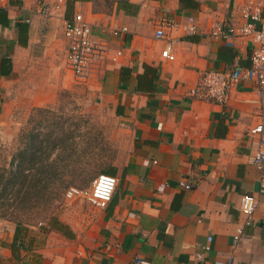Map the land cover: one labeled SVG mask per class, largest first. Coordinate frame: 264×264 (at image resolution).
<instances>
[{
    "label": "crops",
    "instance_id": "1",
    "mask_svg": "<svg viewBox=\"0 0 264 264\" xmlns=\"http://www.w3.org/2000/svg\"><path fill=\"white\" fill-rule=\"evenodd\" d=\"M48 1L59 6L49 17L39 13L41 0H7L0 7V132L17 123L18 98L12 95L36 42L52 38L48 28L58 25L66 53L63 19L81 5L92 36L123 51L117 62L108 61L91 93L121 121L129 153L119 169L105 173L118 183L106 207L94 212L90 228L78 229L62 218L74 237L55 231L42 235L33 251L23 253L24 260L137 264L134 259L139 258L148 264H215L231 250L240 197L247 193L257 197L258 205L232 264H264V189L252 160L258 136L249 132L260 108L264 111V90L259 96L255 83L240 80L224 103L189 94L200 71L249 66L255 48L250 36L237 34L228 46L212 39L210 29L216 21L240 26L242 7L252 2L263 9L264 0H193L191 6L180 0H132L140 4L135 17L92 12L89 1H76L72 8ZM162 17L174 21L172 59L161 55L164 41L154 37L153 21ZM189 17L198 29L193 34L185 32ZM121 26L129 32L114 35L112 28ZM142 74V80L152 81L140 83ZM29 98L36 105V97ZM13 231L6 233L4 243L11 242ZM206 244L208 250L203 249ZM0 253L11 257L8 247Z\"/></svg>",
    "mask_w": 264,
    "mask_h": 264
},
{
    "label": "rangeland",
    "instance_id": "2",
    "mask_svg": "<svg viewBox=\"0 0 264 264\" xmlns=\"http://www.w3.org/2000/svg\"><path fill=\"white\" fill-rule=\"evenodd\" d=\"M44 2L51 6L49 17L56 7L48 0H41L40 6ZM89 2L92 12L114 11L115 0ZM62 5L66 7V0ZM48 31L52 38L36 42L26 74L14 87L12 97L18 98L20 111L15 114L17 123L0 132V173L23 166L28 177L40 180L37 186L19 194V187L14 186L0 200V239L13 231L16 222L41 233L40 225H45L50 216L69 219L78 229H89L94 212L102 208L82 198L68 199L66 189L90 188L99 174L119 169L129 153V138L121 121L91 93L99 82L91 86L73 82L66 69L58 25ZM29 95L36 97V105H31ZM29 142L33 159L22 163L20 154L26 152ZM42 165L48 170L40 174ZM0 255V264H9Z\"/></svg>",
    "mask_w": 264,
    "mask_h": 264
},
{
    "label": "built area",
    "instance_id": "3",
    "mask_svg": "<svg viewBox=\"0 0 264 264\" xmlns=\"http://www.w3.org/2000/svg\"><path fill=\"white\" fill-rule=\"evenodd\" d=\"M7 0H0V7L5 6ZM61 5L64 0H58ZM55 10L59 8L55 5ZM51 6L45 2L40 6L39 12L48 16ZM243 22L240 26H234L224 21H216L210 29V37L214 40H222L226 45H233V37L237 34L250 36L255 43L250 56V64L245 68L232 67L229 70L205 69L199 72L197 83L189 91V94L198 99L211 100L218 103H224L228 91L240 80H248L255 83L257 94L263 95L264 90V7L248 2L241 9ZM154 37L164 41L161 55L165 58L172 59L173 39L171 30L174 27V21L167 17H162L153 21ZM185 32L193 34L197 32V25L193 17L187 19ZM127 26L112 28L114 35L128 33ZM63 37L66 41L65 61L66 69L71 73L73 82L85 85H93L99 82L108 61L117 62L123 51L121 48L112 49L102 38L92 36L91 24L84 17L82 6L75 10L70 18L63 19ZM95 85V84H94ZM249 132L258 136L256 149L253 153L252 160L257 168L261 171L260 187L264 189V111L262 107L258 113V122L250 127ZM118 180L115 176L105 173L96 176L90 188H77L70 186L65 191L68 199L82 198L89 204L97 208H105L111 200L112 194ZM164 185L159 186V190ZM186 189L190 188L189 183H184ZM258 205V199L253 194H243L239 201L240 217L237 222L231 239V250L225 260H216L215 264H232L234 259V250L241 238L245 234V228L251 224L252 216ZM211 238H208L210 242ZM0 245V251H1ZM208 244L203 246L208 250ZM137 264H148L142 259L135 258Z\"/></svg>",
    "mask_w": 264,
    "mask_h": 264
},
{
    "label": "trees",
    "instance_id": "4",
    "mask_svg": "<svg viewBox=\"0 0 264 264\" xmlns=\"http://www.w3.org/2000/svg\"><path fill=\"white\" fill-rule=\"evenodd\" d=\"M76 1H91V0H66V6L72 8L74 2ZM182 6H191L193 5V0H180ZM140 9V4L133 2L132 0H115L114 11L116 13L123 12L124 15L135 17ZM147 71V67L145 68ZM122 72L125 71L123 68ZM145 73V72H144ZM143 74L138 76V80L141 83L151 82V79L142 80ZM32 143L29 142L26 147V152L24 154H20V161L23 163L31 162L33 159L34 152L31 151ZM29 168V167H28ZM24 168L21 166L17 169H10L5 171V173H0V200L3 199L10 188L14 186H18L17 193L19 194L22 190L27 191L31 187L37 186L40 179H36L34 177H28L26 172L24 173ZM47 167L43 166L39 168L38 173L42 174L47 171ZM115 168H112L110 174H113ZM39 231L41 233L47 234L50 231H56L64 235L68 238H73L74 234L71 231L70 227L61 221L59 218L55 216H50L48 218V222L45 225H40ZM40 232H33L28 227H26L23 223L16 222L13 237L11 242L4 243V240L0 239L1 247H8L11 251V257L6 258L9 264H13L16 262H22V264H30L28 261L24 260L23 253H28L36 248L38 242L43 241V238L40 236ZM37 257L39 255L37 254ZM39 259V258H38ZM37 259V260H38ZM24 260V261H23ZM0 261H2V257L0 255Z\"/></svg>",
    "mask_w": 264,
    "mask_h": 264
}]
</instances>
